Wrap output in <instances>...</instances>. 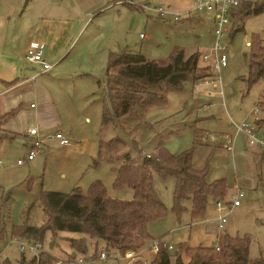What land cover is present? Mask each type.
Listing matches in <instances>:
<instances>
[{
  "label": "rangeland",
  "instance_id": "rangeland-1",
  "mask_svg": "<svg viewBox=\"0 0 264 264\" xmlns=\"http://www.w3.org/2000/svg\"><path fill=\"white\" fill-rule=\"evenodd\" d=\"M122 1H50L52 6L94 9L95 15L98 13L100 15L91 16L89 23L72 46L70 55L59 61L54 70L55 74H58V79L47 78V81L52 83L53 95L70 130L69 138L73 146L70 149L60 147L52 150L49 155L42 153L34 161L23 166L17 162L27 154L24 140L6 142L0 149V160L3 162V165H0V231L3 227L6 229L5 238L0 241V257L10 259L13 264H17L21 256L17 245L11 244L13 225L23 223L41 225L44 221L39 198L41 192L69 193L77 186L87 192L93 181L101 180L107 187L109 196L120 199L133 196V191L129 188L116 190L113 187L114 173L111 164L103 163L97 168L92 167L99 154L101 139H110L116 133L120 134V131L117 132L115 129H109L104 134L100 131L105 89L102 85L99 86V81L103 83L106 79L108 62V54L104 52L108 48H111L110 51H118L129 47L149 59L168 62L176 49H182L186 54L211 53L215 46V23L213 14L209 12L194 13L189 18L177 21L172 15L160 16ZM137 2L148 3L153 7L165 5L181 13L193 6L192 0H137ZM260 3L262 0H258L256 4ZM236 20L239 21L238 18ZM242 23L244 30L233 35L230 33L231 36L228 35L226 38L227 66L220 69L219 75L212 74L221 79L218 88H214L209 81V84L201 86L186 82L182 92H169L167 103L150 108L144 119L130 117L125 121L126 125L133 129L134 138L145 152H156L162 143L172 154L193 151L194 166L198 169H208V182L225 178L230 185L235 181V174L238 180L248 174L245 170L246 163L243 160L237 161L236 168L231 151L220 144L224 138L222 135L230 132L231 122L241 124L246 121L259 131L257 136L264 139V123H257L259 119L264 118V111L254 110L259 102L264 103V77L252 86L243 80L248 78L250 71V44L255 37L264 38V12L246 16L240 24ZM234 28L235 23L232 29ZM204 63L207 62L200 60V67L206 65ZM209 89L213 90L211 96L207 92ZM220 89L223 95H220ZM206 132L216 136L217 140L213 143L203 142L201 136ZM121 148L122 151L133 152L127 143ZM259 150L264 154V149ZM261 168L262 178L257 189L244 188L240 185L246 194L240 207L230 208L224 203L225 209L229 211L225 229L227 226L232 235L248 236L251 239V264H264L257 261L264 258V162ZM154 188L164 202L167 214L152 223L149 232L153 238L164 237L174 249L167 251L165 256L162 253L157 255L149 249V241L146 248L143 247L147 250H141L150 264L152 262L180 264L182 261H188L186 253L188 247L215 245L216 230L209 228L211 224H217L218 217L213 199L209 201L205 218L193 220L190 210L180 217L173 212L175 188L173 177L163 178L154 173ZM228 194L221 200L231 201V192ZM69 236L72 235L63 232L55 238V245L58 247L53 249L54 254L68 258L71 250L66 237ZM53 239L51 235L48 236L46 247ZM152 257L154 258L151 260ZM92 263L132 264L133 261L114 259L113 256L86 264Z\"/></svg>",
  "mask_w": 264,
  "mask_h": 264
},
{
  "label": "trees",
  "instance_id": "trees-1",
  "mask_svg": "<svg viewBox=\"0 0 264 264\" xmlns=\"http://www.w3.org/2000/svg\"><path fill=\"white\" fill-rule=\"evenodd\" d=\"M257 2L258 0H251L233 13L235 28L231 30V35L244 30L243 23H240L246 16L264 12V0L260 4H256ZM250 48L249 76L243 80L252 86L264 77V38L255 37ZM203 54H186L184 50L176 49L168 62H160L129 47L109 52L106 79L103 83L99 81V86L102 85L105 89L100 131L104 134L109 129H115L120 134L116 133L110 139H101L99 154L92 167L97 168L103 163L111 164L114 173L113 187L116 190L129 188L133 191V198L109 196L108 189L101 180L93 181L87 192L80 186L69 193L41 192L39 198L44 221L37 226L15 224L12 237L40 241L44 248L38 255L19 252L21 256L17 264H56L61 259L75 260L78 256H90L94 260L102 252L109 255L108 259L113 256L114 259H120L127 252L140 251L152 240L150 225L167 214V208L154 188V173L163 178H174L173 212L179 217L190 210L193 220L202 219L211 199L223 200L229 195L227 179L208 182V169L194 166L193 151L172 154L162 143L156 152H145L134 138L133 129L125 122L130 117L144 119L150 108L167 103L169 92H182L186 82H192L196 86L213 77L210 63H204L206 65L201 67L199 65ZM259 106L264 111L262 101ZM19 110L0 115V127ZM257 123H264V118ZM8 137L9 134L0 128V143ZM126 143L132 147L133 152L122 151L121 146ZM31 144L32 140L28 151ZM5 232L3 227L0 241L5 238ZM63 232L72 235L66 237L71 250L68 258L53 253V249L58 247L55 245V238ZM50 235L54 239L46 247ZM216 241L219 244L218 250L214 245L188 247V261L182 264H251L250 237L224 232L218 235ZM257 261L264 262V258ZM0 264L13 263L10 259L0 257ZM132 264L145 263L136 259Z\"/></svg>",
  "mask_w": 264,
  "mask_h": 264
},
{
  "label": "crops",
  "instance_id": "crops-1",
  "mask_svg": "<svg viewBox=\"0 0 264 264\" xmlns=\"http://www.w3.org/2000/svg\"><path fill=\"white\" fill-rule=\"evenodd\" d=\"M50 1L0 0V115L20 109L14 117L3 122L0 127L2 131L9 134V137L0 143V149L6 142L21 139L24 140L28 153L30 141L36 138L30 136L27 131L35 126L39 129L38 137L41 139L58 131L63 132L67 137L70 136V130L65 124L56 97L53 95L52 83L47 81V78L58 79V74L54 72L56 66L70 55L72 46L78 40L81 31L89 23L91 16L97 17L100 13L95 15L94 9L82 10L80 7H76V9L62 5L56 7L52 6ZM32 43L40 44L44 49L46 60L54 65L49 72L41 73L39 65L26 61L25 55ZM110 49L108 48L104 53L109 55ZM45 74L47 76H44ZM73 75L79 76L78 74ZM229 126L231 128V125ZM229 130L230 132H225L222 135L224 138L220 144L226 148V139L231 136L234 143L230 153L232 159L236 161V168H238L237 161L243 160L246 163L245 170L248 172L239 180L235 174L236 182H231L229 185L230 192L232 193L236 185L257 189L262 178L261 165L264 162V154L259 150V147L254 148L252 146L255 145L249 144L245 133H238L232 128ZM204 134L209 135L210 133ZM216 140L215 136L214 140H207L206 142L213 143ZM72 146L73 143L69 147H63L58 141L48 139L45 141V147L40 154L49 155L52 150H57L60 147L70 149ZM240 157L242 158L239 159ZM0 165H3V162ZM130 197L128 199H132L133 196ZM213 203L215 204L214 200ZM209 228L213 231L216 230L215 233L218 237L220 232L217 229V224H211ZM223 232L231 234L227 226ZM155 240H164V237H152L149 248L151 251ZM144 249L142 250H147ZM173 249L165 248L158 254L162 253L165 256L167 251ZM142 250L137 253V259H141L145 264H150L148 258L143 256ZM184 262L186 261H182L180 264ZM154 263L156 264V262H152V264Z\"/></svg>",
  "mask_w": 264,
  "mask_h": 264
},
{
  "label": "built area",
  "instance_id": "built-area-1",
  "mask_svg": "<svg viewBox=\"0 0 264 264\" xmlns=\"http://www.w3.org/2000/svg\"><path fill=\"white\" fill-rule=\"evenodd\" d=\"M251 0H192L193 6L191 9H189L186 12H175L168 8L165 5H160L158 7L150 6L148 3H139L137 0H123L122 2L125 4L135 5L143 10H146L148 12H154L157 13L160 16H168L172 15L173 18L177 21L191 17L194 13L199 12H209L213 14V20L215 23V37H216V43L214 48L212 49L211 53H204L203 54V61L210 63L212 66L213 73H216L215 75H219V71L222 67L227 66L228 63V57L225 53V50L228 48V42L227 37L230 35L232 27L234 25V12L237 11L239 8H241L244 4L247 2H250ZM143 36V35H142ZM26 61L32 64L39 65L40 72L46 73L49 72L54 65L46 60L45 52L43 47L38 43H32L29 49L26 52L25 55ZM214 86V88H218L221 85V79L220 77L217 78L216 76L205 79L198 83V86H201L203 84H209ZM208 94H213V90L209 89ZM220 94L223 93V91L220 89ZM34 106V105H32ZM255 112L260 111V106L257 105L255 107ZM231 128L235 129L236 132L240 133L243 132L248 137V142L250 145L258 146L262 149H264V139L259 138L257 136L259 131H256L254 127L250 126L247 122H242L241 124H237L234 122L230 123ZM259 127V126H258ZM261 128V127H259ZM28 134L30 136L35 137V140H32V147L28 151L27 155L23 159L18 160V164L22 165L28 161L34 160L44 149L45 147V141L46 140H56L58 143L63 147H69L72 145V141L70 140L67 135H65L63 132H55L48 137H45L43 139L38 137L39 129L38 127H31L28 129ZM202 141L206 142L207 140H214V135H208L203 134L201 136ZM234 140L231 136L227 137L226 139V148L228 150H232L233 148ZM147 156H150L147 154ZM0 160V164H1ZM245 190L240 187L239 185L234 186V189L232 193L230 194L231 201H222L218 200L215 202L216 208H217V229L219 232H223L225 229V225L228 222L229 217V211L225 209V204L229 205L230 208H236L242 205V201L245 198ZM11 244H16L18 251L21 253L29 252L35 255H38L40 250L44 248V244L40 241H28L26 239H23L18 236H14L11 238ZM216 249H219L218 241H216L215 245ZM173 249V246L169 243H167L164 240H155L152 245V251L155 253H160L164 249ZM108 254L105 252H102L97 259L105 260L108 258ZM121 259L134 261L137 259V252L131 251L127 252L125 256L121 257ZM96 260V259H94ZM92 257H85V256H78L75 260H68L66 259L59 260L56 262V264H86L88 262L94 261Z\"/></svg>",
  "mask_w": 264,
  "mask_h": 264
}]
</instances>
